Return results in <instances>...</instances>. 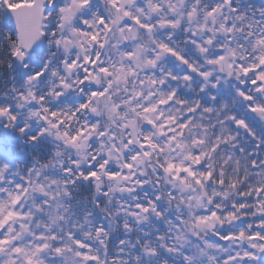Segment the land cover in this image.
I'll return each mask as SVG.
<instances>
[{
    "label": "snow or ice",
    "instance_id": "obj_1",
    "mask_svg": "<svg viewBox=\"0 0 264 264\" xmlns=\"http://www.w3.org/2000/svg\"><path fill=\"white\" fill-rule=\"evenodd\" d=\"M0 264H264V0H0Z\"/></svg>",
    "mask_w": 264,
    "mask_h": 264
}]
</instances>
